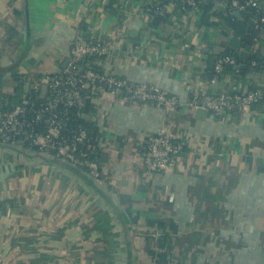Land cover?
<instances>
[{
  "label": "crops",
  "instance_id": "obj_1",
  "mask_svg": "<svg viewBox=\"0 0 264 264\" xmlns=\"http://www.w3.org/2000/svg\"><path fill=\"white\" fill-rule=\"evenodd\" d=\"M163 1L0 0V97L17 103L32 77L64 68L78 32L107 45L96 59L103 71L182 101L264 90V39L243 46L218 16L224 1L162 19L147 13ZM226 50L258 62L224 67L213 85L209 72ZM88 99L82 116L96 127L103 195L51 154L0 143V202L9 204L0 264H264V100L218 117L187 104ZM160 129L181 152L154 172L141 153Z\"/></svg>",
  "mask_w": 264,
  "mask_h": 264
},
{
  "label": "built area",
  "instance_id": "obj_2",
  "mask_svg": "<svg viewBox=\"0 0 264 264\" xmlns=\"http://www.w3.org/2000/svg\"><path fill=\"white\" fill-rule=\"evenodd\" d=\"M226 3L225 13L253 9V23L264 29V6L260 0H221ZM200 0H168L146 8L161 16H171L173 11L191 12L199 8ZM108 51L107 45L98 39H90L76 33L69 47V60L61 70L39 78H31L32 91L21 103H11L0 97V143L22 144L39 153H49L63 158L87 171L98 185L104 182L100 164L94 158V145L83 125L68 128V113L71 107H81L87 94L102 95L123 101H138L156 104L172 110L184 104L193 108H205L213 116H227L234 111H246L264 100V90L210 91L195 94L187 101L146 82L131 81L125 77L102 70L89 57H99ZM83 61H85L83 63ZM232 55L222 54L213 65L209 83L215 84L226 65H234ZM252 64H256L252 61ZM42 86L45 91L42 93ZM88 91V92H87ZM87 92V93H86ZM181 152V145L171 138L165 129L150 133L146 139L141 159L149 171L163 172L173 166Z\"/></svg>",
  "mask_w": 264,
  "mask_h": 264
},
{
  "label": "trees",
  "instance_id": "obj_3",
  "mask_svg": "<svg viewBox=\"0 0 264 264\" xmlns=\"http://www.w3.org/2000/svg\"><path fill=\"white\" fill-rule=\"evenodd\" d=\"M202 1V0H200ZM201 6V4H199V7ZM264 6V5H263ZM203 7V12H207V10L209 9L208 6L206 5H202ZM253 9L249 8L247 11H242V12H238V15L235 14V12H231V13H226V14H218V16L222 19V21L224 22V24L231 30L234 31V33L236 35H239L242 38V45L243 46H249L252 45L256 40H258L259 38L264 39V29H260L259 27H256L253 23ZM151 16L158 18V19H162L163 16L158 15V14H154L151 12ZM8 31L11 32V34H13V31L11 30V28L8 29ZM225 54L228 55H232L235 58V64L234 65H226L225 68L227 69H231L233 66L238 65L239 62L243 63L246 67L248 65H252V61H255L257 64V58H255L254 56L251 57H247L246 59H237V57L234 55V53L231 50H226ZM98 57L93 56V57H89L88 59H86V61H96ZM87 61V62H88ZM85 61H83L84 63ZM255 64V65H256ZM213 73V67L209 72V78L211 77ZM88 92V91H87ZM86 92V93H87ZM89 97L91 96L90 92L87 94ZM89 97H87L84 100V103L81 107H71L69 109V113H68V124L67 127L68 128H73L76 125H83L90 136V142L94 145V151H93V156L94 158L99 157V153H98V142L95 136L96 133V127L94 125H92L89 121L85 120L82 116V113L87 112V108L90 105L89 103ZM24 100V98H21V101H18L17 103H21ZM238 111H234L233 113H236ZM52 156V155H51ZM51 160L57 165H65L67 166L70 170H72L74 173H76L79 177H81L82 179H85L88 184L100 195H103L102 190L100 189L99 185L97 183H95L93 181V179L89 176V174L87 173V171L81 167H78L72 163H70L68 160L63 159V158H57L52 156ZM7 205H9L8 203H4V202H0V212H4L6 210Z\"/></svg>",
  "mask_w": 264,
  "mask_h": 264
},
{
  "label": "water",
  "instance_id": "obj_4",
  "mask_svg": "<svg viewBox=\"0 0 264 264\" xmlns=\"http://www.w3.org/2000/svg\"><path fill=\"white\" fill-rule=\"evenodd\" d=\"M235 14L236 15H238V11H235ZM235 44H237L238 46H240V43H239V41L236 43L235 42ZM65 66V65H64ZM44 91H45V86H42V93H44ZM197 111L202 115V114H205L206 112H207V110L205 109V108H201V107H199V108H197Z\"/></svg>",
  "mask_w": 264,
  "mask_h": 264
}]
</instances>
